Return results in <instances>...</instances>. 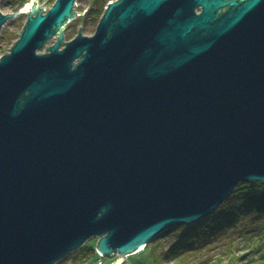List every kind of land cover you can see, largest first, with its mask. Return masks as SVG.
<instances>
[{
	"label": "water",
	"instance_id": "obj_1",
	"mask_svg": "<svg viewBox=\"0 0 264 264\" xmlns=\"http://www.w3.org/2000/svg\"><path fill=\"white\" fill-rule=\"evenodd\" d=\"M77 2L0 8V32L28 14L0 57V264L95 238L121 264L264 184V0H116L66 42Z\"/></svg>",
	"mask_w": 264,
	"mask_h": 264
},
{
	"label": "trees",
	"instance_id": "obj_2",
	"mask_svg": "<svg viewBox=\"0 0 264 264\" xmlns=\"http://www.w3.org/2000/svg\"><path fill=\"white\" fill-rule=\"evenodd\" d=\"M56 1L51 2L54 5ZM113 1L116 0L91 2L85 20L93 19L99 24L109 3ZM79 2L80 0L77 3ZM26 4V0H8L6 6L18 11ZM243 221H248L250 227L241 229L237 243H244L249 254L237 255L239 245L232 242L228 254L217 256L215 263L224 264L223 257L227 256L230 258L229 264H264V184L261 183H241L234 194L210 217L196 225L182 226L166 232L142 252L148 256L151 264H193L192 258L200 256L202 250L213 242H218L220 236L234 231ZM95 248V245L87 243L69 258L72 257L79 264H87L93 257L99 261L101 258Z\"/></svg>",
	"mask_w": 264,
	"mask_h": 264
},
{
	"label": "rangeland",
	"instance_id": "obj_3",
	"mask_svg": "<svg viewBox=\"0 0 264 264\" xmlns=\"http://www.w3.org/2000/svg\"><path fill=\"white\" fill-rule=\"evenodd\" d=\"M8 0H3L0 8L4 15L8 14H14L16 13V9L12 8L11 6H6ZM27 3H31L32 0H26ZM39 6L42 9L50 10L53 6L54 0H38ZM94 0H80V2L77 4L76 12L77 13H84L83 15H79L77 20L72 22L68 25L66 31H65V37L66 42L70 41V38H75L79 35V31L82 26V33L85 36H93L97 29V22L93 19L85 20V16L87 15V11H85L91 2ZM91 6V5H90ZM90 8V7H89ZM28 14H24L19 16L16 19H9L7 23L3 26L1 32H0V57L7 54L10 49L14 46L15 42H17L20 38L18 34L21 35L24 26L27 23ZM70 36V38H69ZM68 37V38H67ZM55 41H52V43L48 46L50 47L53 45ZM250 227L248 221H243L242 223H239L237 228L234 231H229L225 235H222L218 238V242H213L210 246L205 248L201 251L200 256L192 258L193 264H216L215 259L217 256H219L222 253L228 254L229 252V246L230 243L234 242L235 244L239 245L237 247V255H246L248 253V248L245 246L244 243L240 244L237 243V240H240L239 233L241 229ZM169 242V241H168ZM98 239H92L89 241L90 246H97ZM118 255L111 257V258H92L90 261H88L87 264H98V262H102L103 264H114L118 261ZM224 264L230 263L229 257H223ZM60 264H79L78 262H75L73 258H68L66 261L60 263ZM82 264V263H80ZM121 264H151L148 256L144 252H141L135 256L125 258V261H123Z\"/></svg>",
	"mask_w": 264,
	"mask_h": 264
},
{
	"label": "flooded vegetation",
	"instance_id": "obj_4",
	"mask_svg": "<svg viewBox=\"0 0 264 264\" xmlns=\"http://www.w3.org/2000/svg\"><path fill=\"white\" fill-rule=\"evenodd\" d=\"M225 1H229V0H225ZM228 10H229V7H224V8L221 10V14H224V13H226ZM197 12H198V13H200V12H201V10H200V9H198V10H197Z\"/></svg>",
	"mask_w": 264,
	"mask_h": 264
},
{
	"label": "built area",
	"instance_id": "obj_5",
	"mask_svg": "<svg viewBox=\"0 0 264 264\" xmlns=\"http://www.w3.org/2000/svg\"><path fill=\"white\" fill-rule=\"evenodd\" d=\"M78 3H76V5H77ZM46 11H48V10H46ZM102 259V258H101ZM98 264H103L102 262H98Z\"/></svg>",
	"mask_w": 264,
	"mask_h": 264
}]
</instances>
